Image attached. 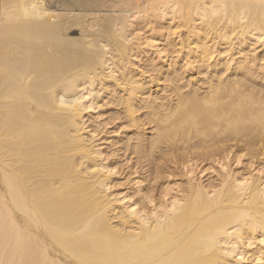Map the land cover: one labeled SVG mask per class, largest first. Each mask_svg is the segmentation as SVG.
Returning a JSON list of instances; mask_svg holds the SVG:
<instances>
[{"label":"bare ground","instance_id":"6f19581e","mask_svg":"<svg viewBox=\"0 0 264 264\" xmlns=\"http://www.w3.org/2000/svg\"><path fill=\"white\" fill-rule=\"evenodd\" d=\"M0 264H264V0H0Z\"/></svg>","mask_w":264,"mask_h":264},{"label":"rangeland","instance_id":"374dc122","mask_svg":"<svg viewBox=\"0 0 264 264\" xmlns=\"http://www.w3.org/2000/svg\"><path fill=\"white\" fill-rule=\"evenodd\" d=\"M50 1H51V0H50ZM53 1H55V0H52V2H53ZM205 177H206V176H205ZM205 177H203V179H204Z\"/></svg>","mask_w":264,"mask_h":264}]
</instances>
